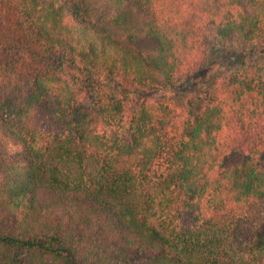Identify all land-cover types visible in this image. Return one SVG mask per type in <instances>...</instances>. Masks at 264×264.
Returning a JSON list of instances; mask_svg holds the SVG:
<instances>
[{"label": "trees", "instance_id": "16d2710c", "mask_svg": "<svg viewBox=\"0 0 264 264\" xmlns=\"http://www.w3.org/2000/svg\"><path fill=\"white\" fill-rule=\"evenodd\" d=\"M0 264H264V0H0Z\"/></svg>", "mask_w": 264, "mask_h": 264}, {"label": "rangeland", "instance_id": "374dc122", "mask_svg": "<svg viewBox=\"0 0 264 264\" xmlns=\"http://www.w3.org/2000/svg\"><path fill=\"white\" fill-rule=\"evenodd\" d=\"M253 60L259 61L260 54L258 52H253ZM237 56L222 55L217 59V64L206 72L198 74L195 77H188L177 83L170 92L164 94L170 98L177 99L180 102H186L187 99L195 100L197 97L201 96L205 91L210 90L212 87L213 79L220 72L230 71L231 68L236 67L238 64ZM163 95V96H164ZM160 96H158L159 98Z\"/></svg>", "mask_w": 264, "mask_h": 264}]
</instances>
